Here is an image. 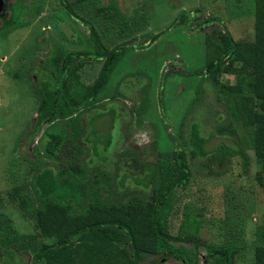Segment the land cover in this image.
<instances>
[{
	"label": "rangeland",
	"instance_id": "374dc122",
	"mask_svg": "<svg viewBox=\"0 0 264 264\" xmlns=\"http://www.w3.org/2000/svg\"><path fill=\"white\" fill-rule=\"evenodd\" d=\"M72 1L67 0L97 27L106 45L130 48L98 94V111L85 109L44 123L32 135L40 103L34 87L38 90L45 75L54 74L48 62L51 50L86 49L91 30L70 16L60 0H23L22 24L0 29V258L7 253L0 264H33L42 244L53 241L42 235L37 224L39 207L31 182L39 160L57 171L87 164L91 157L90 166L108 169L113 160L114 174L121 152L135 149L144 161L165 153L176 165L172 134L181 139L189 124L197 121L207 138V150L221 142L230 147L240 143L249 156L248 171L240 155L230 154L218 165L207 158H192L186 147L192 177L187 186L173 192L167 226L177 235L188 210L205 214L197 228L198 244L161 241L159 251L146 254L141 263L184 264L185 259L171 253L181 250L191 264H205L210 246L231 245L240 249L236 264H255L256 248L264 246V187L256 180L259 165L255 150L245 144L247 130L236 122L231 125L225 99L217 97L214 87L209 90L207 77L199 73L206 68V34L222 27L216 20L198 28L200 20L220 18L237 40H254L255 0H101L100 7L93 1L85 6ZM112 5L117 10L102 11ZM179 14L189 15L188 25H173ZM159 32L162 35L153 40ZM101 67L97 60L84 66L82 82L92 85ZM236 78L220 75L225 84ZM97 113L101 114L90 125ZM219 125L230 128L220 134ZM133 167L135 173L142 170ZM106 169L92 171L93 202L113 199V177ZM130 171L128 180L134 181ZM38 264L48 263L42 259Z\"/></svg>",
	"mask_w": 264,
	"mask_h": 264
},
{
	"label": "trees",
	"instance_id": "16d2710c",
	"mask_svg": "<svg viewBox=\"0 0 264 264\" xmlns=\"http://www.w3.org/2000/svg\"><path fill=\"white\" fill-rule=\"evenodd\" d=\"M89 1L101 6V0H73L72 3L85 6ZM60 2L70 16L82 21L91 30L88 47L77 50L67 48L62 52L51 50L52 56L48 62L54 74H46L38 90L34 87L40 103L32 135L44 123L71 117L85 109L92 113H95V109L98 111V94L109 81L124 52L130 48L128 45L109 47L91 21L79 15L67 0ZM111 7L117 10L112 5L103 7L102 11L109 12ZM23 15V10H14L4 28L21 25ZM216 20L222 29H214L206 34V68L199 73H203L212 83L208 82V89L214 87L217 97L225 99L232 118L231 125L236 122V126L247 130L245 144L255 150L259 165L256 180L264 187V0H255L254 40H237L220 18L200 20L198 28ZM189 21V15L179 14L173 25L175 22L188 25ZM163 32L155 34L153 40ZM93 60L102 61V67L92 85H85L81 80V69L92 64ZM222 73L236 75V82L223 83L220 80ZM100 114L91 116L90 125ZM229 128L219 125L217 130L225 134ZM235 130L231 129L232 132ZM172 136L177 146L173 153L176 165H171L170 155L165 153H159L157 159L144 161L135 149L121 152L114 163V174L111 170L113 160L108 169L99 165L90 166L93 163L91 157L87 164L61 171L39 160L36 166L38 173L31 182L39 207L36 212L37 224L42 235L53 241L42 244L36 251L34 264L42 259H46L48 264H142L146 254L159 251L161 241L192 240L198 244L197 228L205 220V214L188 210L177 235L171 234L167 226L173 192L179 186H187L192 177L186 147L191 149L192 158H207L218 165H222L230 154L240 155L246 172L250 164L249 156L238 142L237 147L221 142L216 149L207 150V138L202 134L199 121L189 124L188 132L181 135L182 140L175 133ZM100 158L103 159V156ZM123 163L127 165L122 167ZM133 166H141L142 170L135 173ZM97 168L110 171L113 177L111 202L100 198L98 202H93L90 199L89 190L93 186L91 174ZM120 169L125 170L121 176L123 170ZM128 170H131L134 181L128 180ZM86 171L90 174L81 178ZM239 250L231 245L210 246L205 264H236L235 255ZM171 253L191 264L185 252L178 250ZM5 256L6 251L0 263ZM255 257V264H264V246L256 248Z\"/></svg>",
	"mask_w": 264,
	"mask_h": 264
},
{
	"label": "flooded vegetation",
	"instance_id": "af4514ba",
	"mask_svg": "<svg viewBox=\"0 0 264 264\" xmlns=\"http://www.w3.org/2000/svg\"><path fill=\"white\" fill-rule=\"evenodd\" d=\"M10 11V14H8V11ZM14 10H23V0H0V29L3 30H9L11 28H4V24L12 18L13 11ZM0 30V31H1ZM187 240L181 241L182 243L186 242ZM34 264V262H33ZM184 264H189L185 262Z\"/></svg>",
	"mask_w": 264,
	"mask_h": 264
}]
</instances>
